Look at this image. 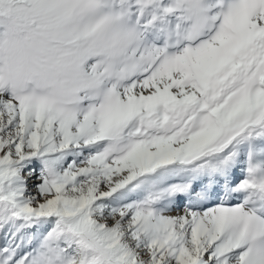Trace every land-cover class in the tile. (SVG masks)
Here are the masks:
<instances>
[{"label": "snow or ice", "instance_id": "snow-or-ice-1", "mask_svg": "<svg viewBox=\"0 0 264 264\" xmlns=\"http://www.w3.org/2000/svg\"><path fill=\"white\" fill-rule=\"evenodd\" d=\"M0 264H264V0H0Z\"/></svg>", "mask_w": 264, "mask_h": 264}]
</instances>
